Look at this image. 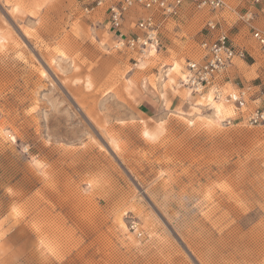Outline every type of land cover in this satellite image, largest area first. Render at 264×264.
<instances>
[{
  "label": "rangeland",
  "instance_id": "1",
  "mask_svg": "<svg viewBox=\"0 0 264 264\" xmlns=\"http://www.w3.org/2000/svg\"><path fill=\"white\" fill-rule=\"evenodd\" d=\"M87 5L0 0V264H264V124L245 123L264 108V48L234 37L257 87L242 118L146 119L136 91L180 86L196 45L162 43L141 70Z\"/></svg>",
  "mask_w": 264,
  "mask_h": 264
},
{
  "label": "built area",
  "instance_id": "2",
  "mask_svg": "<svg viewBox=\"0 0 264 264\" xmlns=\"http://www.w3.org/2000/svg\"><path fill=\"white\" fill-rule=\"evenodd\" d=\"M185 5L197 12H206L212 15V18L205 24L208 37L199 44L198 59L187 60L185 63L180 86L192 95L210 94L215 101L231 103L237 110L243 109L250 98L246 89L223 91V87L229 84L227 78L229 67L234 60L244 59L246 52L235 46L229 38L224 29L222 14L227 11L233 13L237 21L251 31L253 42L264 48V32L252 26L254 19L252 9L264 7V0H250V9L242 13L231 10L222 0H90V5L85 6L84 12L88 14L94 9L104 8L109 29L114 37L113 48L133 54L136 57L133 59L136 64L153 48L157 51L162 48L161 26L156 16L160 15L163 19L176 18ZM135 10L138 11V16L133 23V32L129 34L124 30L123 23L128 14ZM231 121L228 119L226 124H230ZM245 123L248 126L264 124V108L251 109L245 117Z\"/></svg>",
  "mask_w": 264,
  "mask_h": 264
},
{
  "label": "crops",
  "instance_id": "3",
  "mask_svg": "<svg viewBox=\"0 0 264 264\" xmlns=\"http://www.w3.org/2000/svg\"><path fill=\"white\" fill-rule=\"evenodd\" d=\"M249 1L250 0H239V4L241 6L239 7V10L237 12L242 13L244 11L249 10L250 9ZM185 6H183V8L180 11V14L176 18L169 17L163 19L160 15L156 16V19L161 26L160 34H161L162 43L166 44L167 49H171L173 46H176L178 47L179 50H182L183 48L188 47L190 45H196L199 56L200 54L199 44L201 41H203L208 37L205 24L207 20L212 18V15L203 14V12H197L194 9H193L194 11H191L187 9V8L192 9L190 6L188 5L186 7ZM96 10L99 9H94L93 11ZM103 10L105 17L104 20L105 27L110 31L105 9ZM252 10H254V20L252 22L253 28L264 32V7H259V8L257 7V8H253ZM135 13L134 11L132 13H129L128 17H126L124 20L123 28L127 33L130 32L129 29L131 28V24L133 25V23L135 22L138 16ZM236 22L237 23L235 28L237 29V32L234 36H232L233 38L230 37L229 38L233 41L235 46L245 50L247 56L248 52L246 50V47L245 45H242L244 40L242 39L243 40L242 42L235 43L234 37L236 38V37H240L241 35H245L244 31L248 28L245 27L241 22H238L237 18H236ZM226 25L227 23L224 20L225 30H226ZM111 36L113 38L112 32H111ZM163 44H162V48L164 47ZM170 59L171 56L163 57V60H170ZM236 60H234L233 64L229 67L227 71V78L229 79V84L223 87V91L231 92L234 91L236 88L246 89L248 91V94L250 95V98L247 100V103L248 102L253 103L255 101L252 100V96L257 91V87L250 84H244V82L246 81H244L243 73L241 69L238 67V62H236ZM147 66L148 64L145 65V68ZM183 73L181 75H183ZM165 84H168L167 88L156 87L150 89L149 87H147L145 89H138L136 91L135 97L138 98L140 101L138 107L142 117L148 119L150 118V116H154L156 113L158 114L160 110H170V111L187 113V114H189V112L197 110V111H202V113L209 115L210 117H212L213 120H215L216 117L219 119L223 117L224 114L216 116V114L214 113L211 105L212 102L210 101V98H212V96L210 94H206L203 96L192 95L189 92H187V90H185L184 88H181V86H176L173 85V83L169 82L167 74H166ZM157 89L160 90V92L159 91L156 92ZM158 93H159V97L157 96ZM216 102L224 103V105L226 104L232 110L233 113L232 116L236 117V119L243 117L241 113L242 109L237 110L234 105L228 102L219 101V100ZM230 118L232 119V117ZM232 120H235V118Z\"/></svg>",
  "mask_w": 264,
  "mask_h": 264
},
{
  "label": "bare ground",
  "instance_id": "4",
  "mask_svg": "<svg viewBox=\"0 0 264 264\" xmlns=\"http://www.w3.org/2000/svg\"><path fill=\"white\" fill-rule=\"evenodd\" d=\"M156 54V53H155ZM155 54H153V51H151L149 54H147V55H145L140 61V67H139V69L140 68H145L144 66L147 64V63H149V57H153ZM171 70H173V68H171L170 70H169V72L171 71ZM210 101L212 102V108H213V111H214V113L216 114V116H218V115H223V114H226L225 112H226V110H228V109H226V107H225V105H224V103H221V102H216L215 100L213 101L211 98H210ZM210 102V103H211ZM228 107V106H227ZM228 112V111H227ZM223 118H224V115H223ZM145 136H150L147 132H145V134H144ZM122 223V222H121Z\"/></svg>",
  "mask_w": 264,
  "mask_h": 264
},
{
  "label": "snow or ice",
  "instance_id": "5",
  "mask_svg": "<svg viewBox=\"0 0 264 264\" xmlns=\"http://www.w3.org/2000/svg\"><path fill=\"white\" fill-rule=\"evenodd\" d=\"M153 54H155L156 53V51H157V49H155V48H153ZM233 98H235V97H233Z\"/></svg>",
  "mask_w": 264,
  "mask_h": 264
}]
</instances>
